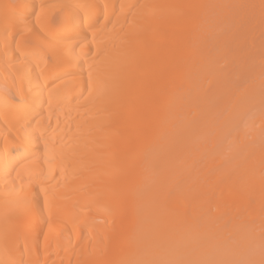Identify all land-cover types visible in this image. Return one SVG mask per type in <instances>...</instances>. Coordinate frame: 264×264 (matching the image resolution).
I'll return each instance as SVG.
<instances>
[{
	"label": "bare ground",
	"instance_id": "obj_1",
	"mask_svg": "<svg viewBox=\"0 0 264 264\" xmlns=\"http://www.w3.org/2000/svg\"><path fill=\"white\" fill-rule=\"evenodd\" d=\"M0 264H264V0H0Z\"/></svg>",
	"mask_w": 264,
	"mask_h": 264
}]
</instances>
